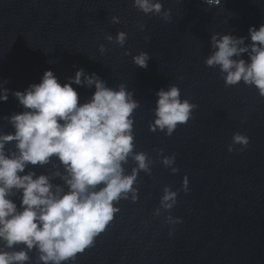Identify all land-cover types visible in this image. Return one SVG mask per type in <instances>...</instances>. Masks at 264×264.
Instances as JSON below:
<instances>
[{
    "label": "water",
    "instance_id": "obj_1",
    "mask_svg": "<svg viewBox=\"0 0 264 264\" xmlns=\"http://www.w3.org/2000/svg\"><path fill=\"white\" fill-rule=\"evenodd\" d=\"M160 2L161 14L146 16L132 0H0V89L9 90L8 101L0 102V134L14 131L8 117L22 111L13 92L39 83L46 70L61 84L83 69L110 88L124 85L140 103L134 112V151L147 153L151 173H139V200L132 202L129 194L120 201L114 221L94 247L78 254L76 264H264V98L243 82L225 87L219 68L204 64L214 51L213 34L251 42L248 28L264 23V0ZM165 10H170L168 21ZM114 16L119 23H113ZM120 31L128 33L123 48L115 39L107 40ZM141 51L151 56L147 69L133 63ZM172 84L198 107L171 136L150 132L156 92ZM73 87L81 102L95 90ZM235 132L248 136L250 143L243 151L236 145L229 152ZM160 149L164 155L176 154L177 173L160 163ZM50 160L28 165L26 171L49 175L52 184L64 186L55 175L64 173L63 166L56 157ZM134 167L130 156L125 173ZM185 175L190 191H181L177 205L164 210V186L181 188ZM157 208L159 216L153 214ZM167 215L182 223H165ZM28 255L25 264H43L36 249Z\"/></svg>",
    "mask_w": 264,
    "mask_h": 264
},
{
    "label": "clouds",
    "instance_id": "obj_2",
    "mask_svg": "<svg viewBox=\"0 0 264 264\" xmlns=\"http://www.w3.org/2000/svg\"><path fill=\"white\" fill-rule=\"evenodd\" d=\"M204 2L219 4L220 0ZM132 6L146 16L160 15L164 8L160 0H132ZM163 19H170V10L163 11ZM112 21L120 22L116 16ZM113 39L123 48L128 33L120 31L115 38L107 36L109 42ZM248 39L250 43L245 37L213 34L214 51L204 64L219 68L225 87L243 82L255 87L264 98V23L249 26ZM100 51H105L103 45ZM124 54L131 52L126 50ZM132 59L136 66L147 69L151 56L141 51ZM73 85L94 86L95 90L87 101L81 102ZM8 91L0 89V102L8 101ZM13 95L22 111L8 117L14 131L0 134V264H25L33 249L40 253L43 264H76L78 254L94 247L97 238L114 221L121 210L120 201L129 199V194L132 202L139 200V188L135 186L139 173H151L152 162L147 153L134 151V112L140 103L124 85L110 88L95 73L86 75L83 69L63 84L52 70H46L39 83ZM156 96L150 132L171 136L178 126L189 122L198 107L182 98L176 84L167 90L159 89ZM10 143L13 148L7 147ZM249 143L248 136L235 132L227 149L232 152L239 145L243 151ZM130 156L136 167L126 174L124 165ZM158 156L164 168L173 174L179 171L174 166L175 153L164 155L160 149ZM52 157L64 168V173H55L64 186L52 184L49 175L26 171L28 165L43 166ZM181 191H190L187 175L179 189L164 186L161 207L170 212ZM160 211L157 208L153 214L159 216ZM165 223L177 225L182 220L167 215ZM17 245L24 247L4 250Z\"/></svg>",
    "mask_w": 264,
    "mask_h": 264
}]
</instances>
